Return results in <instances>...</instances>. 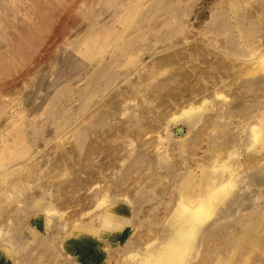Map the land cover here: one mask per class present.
<instances>
[{
  "label": "rangeland",
  "instance_id": "obj_1",
  "mask_svg": "<svg viewBox=\"0 0 264 264\" xmlns=\"http://www.w3.org/2000/svg\"><path fill=\"white\" fill-rule=\"evenodd\" d=\"M261 3L264 0L76 3L72 9L81 23L70 39L62 43L59 35L64 23L73 27L65 16L47 40L46 100L41 99L42 77L36 66L32 109L16 110L14 125L5 126L8 114L0 120V260L85 264L99 249V263L135 264L134 255L125 252L131 237L141 243L137 250L142 254L148 245L159 243L169 229L170 215L182 208L172 210L175 199L191 204L212 167L244 170L247 154L260 152L264 137L260 129L253 134L256 129L248 122L259 118L264 125L257 115L264 113V91L258 93L257 106L249 96V107L257 115L253 119L245 118L242 105L228 110L224 104L230 99L206 95L207 105L191 124V116L180 115L203 96L191 95L200 85L194 75H213L212 67L222 55L198 56L193 63L184 59L188 53L213 51V46L234 60L264 56ZM171 57L177 61L170 63ZM258 70L248 77H264V70ZM23 94L17 96L22 99ZM221 131L234 136L235 144L215 154L214 147L224 144ZM250 141L257 145L248 148ZM224 151L233 154L225 156ZM105 194L111 202L125 195L130 218L116 220L118 224L104 233L80 232L82 237L72 238L74 224L84 227L107 209L111 202L89 203ZM74 196L87 203L83 206ZM202 220L203 232L191 239L184 264H264V163L261 169L246 171L228 189L224 206L212 216L205 213ZM81 253L86 259L79 260Z\"/></svg>",
  "mask_w": 264,
  "mask_h": 264
},
{
  "label": "bare ground",
  "instance_id": "obj_2",
  "mask_svg": "<svg viewBox=\"0 0 264 264\" xmlns=\"http://www.w3.org/2000/svg\"><path fill=\"white\" fill-rule=\"evenodd\" d=\"M88 1L90 0H0V120L4 114L6 115L8 114V117L5 120L6 121L5 126L14 125L17 123L18 118H17L16 110H18L19 108L22 107V109L25 110V112L27 113L29 112L30 109H32L33 104H34L33 83H34V80H35L34 77L36 74L34 70L36 66L38 68L37 69L38 74L41 75L42 77L41 99L44 101L46 100L47 85L45 81V77H46L45 72L47 70V63H46L47 40L49 37L51 38L52 36H55L54 33H52L53 30L60 23L61 18L66 16V21L72 24L73 27L72 26L69 27L67 23H64L63 27L61 28V33L59 35H61L62 43L68 41L72 33L77 30V27L81 23L79 17L76 14H74L75 11H73L72 8L76 5V3L80 4L81 6L82 4ZM259 4L260 3H258V5ZM263 5L261 3V6ZM261 11L264 12V8ZM59 46L60 45H57V48ZM212 48H213V51L206 50V52H200V53L192 52V53H188L187 55L185 54L186 57H188V60H185L186 58L184 57L185 58L184 61L187 63H190V62L193 63L194 61L199 60L200 56L207 57V55H212V54L222 55V60L221 62H218L216 59L215 62L218 65L212 67L213 69L211 73L213 75L211 76L207 75L206 71H203V73H201L202 75L200 76L194 75L195 78L198 80V82H200V85L198 87L196 86V88L191 93V95L194 97H198L200 94H202L203 96L200 97L199 100H201V98L203 99L201 101L198 100L199 101L198 102L197 101L198 98H197L195 99V101H193L194 103H191V104L189 103L187 107L183 108L184 112H182L180 116H183V117L191 116V117H188L190 118L189 123L194 124L200 115L199 114L200 111H202L203 108L208 103L207 102L208 96L207 98H204V96L206 97V95H211L209 97H213V98L223 97L225 99H230L229 101L226 100V104H224L228 108V110L233 106L237 107L239 105H242L243 109H245L246 119H253L254 117H257V115L258 116L260 115L259 117L261 118V122L262 121L264 122V113L261 114V112H259L256 115V113L252 111L253 109H251V107H249V104H248V102L252 101V103L257 102L253 106L259 105L258 93L260 90L264 91V77H261V78L259 77L253 78L252 76L248 77L249 74L250 75L255 74V71L253 70L256 67L258 68V66H259L258 71L261 72V69L264 70V56L261 55L262 57L260 56L258 59L257 58L253 59V60L257 59V61L255 62L252 59H249L247 63L246 61H242L239 58L234 60L233 57H231V55H226L227 53H223L221 51L216 52L215 46H213ZM257 50L254 49L253 52L251 53L254 54L255 52H257ZM224 55H226V57H224ZM175 60L177 61L175 57H171L169 62L174 63ZM237 61H239L238 62L239 66L236 67ZM255 64H257L256 67H255ZM177 70H175L174 73H177ZM188 72L186 73L187 77L189 76ZM205 74L207 76H205ZM241 76H245V78L240 79ZM198 82H197V85H198ZM19 84H22V88L20 89V91L18 89ZM184 84L182 85V90L184 89L183 88ZM209 91H211V93ZM19 93L20 94L24 93L22 99H20L19 96H17L19 95ZM231 94H233L234 97H231L232 96ZM249 96L252 97L251 101L249 99ZM185 99L186 98H184V100ZM191 99L189 98V100ZM196 102L198 103L195 104ZM175 104L179 105L180 103L176 101ZM213 105L217 107L218 103L216 105L215 104ZM258 119L259 118H257V121H251V120L248 121L251 130L256 129L255 132H253V134L258 132L257 129H260L261 133L264 132V125H261ZM23 121L24 119H22V122ZM1 127L2 125L0 122V129ZM224 128H226V125L221 127V130ZM220 136H221V139L224 140L223 141L224 144H223V147L221 146L217 148L214 147L216 152L214 151L213 152L215 154L218 153V151L221 152L223 149L233 147V144H235V141L233 139L234 136L229 135L228 132H225V133L222 132ZM250 142L251 143L248 144V148H250L251 146L254 147L257 145L256 141H250ZM261 142L262 143L259 144L260 149H257V150H260V152L256 154L255 153L247 154L248 156H246L247 158H245V162H244V166H245L244 170L242 171L231 170V167H232L231 165L230 166L221 165L219 167L214 166L212 167V169H214L212 172L205 174L202 180V183H201V185L203 186H201L202 188L199 190L197 198L190 200L191 204L184 203V201L179 198L175 199L176 202L174 201L172 210L174 209V207H182V208H180V210L170 215L168 222H167L169 223V229L165 233L163 239L159 243H152L151 245H148V247L146 248L147 252L145 254H142V252L140 253L138 251L139 248H141V243L136 238L134 239V237H131V241H128L126 245V249L128 250L127 251L124 250V251L127 253L129 252L128 254L132 253L134 255L135 264H184V260L186 256L192 250L191 239H194L199 235L203 227V224L205 223L202 220L205 213L210 212L212 216L215 210L220 205L224 206V202L227 196L228 189L236 185L240 181V179L243 177V174L246 171L252 170V169L263 168L264 153L262 152H264V137L261 138ZM260 153L262 154L260 155ZM222 154H224L225 156L229 155V157H231L233 153L225 154V151H224ZM85 155H87V153H85ZM110 156H112V154ZM62 157L63 155L61 156V158ZM206 157L208 158V156ZM116 158H118V156ZM78 165H79V168L81 169L80 163H78ZM63 166L65 170H67L66 169L67 164H64ZM68 175L69 177H71L70 175L72 174H68ZM157 192L159 191L157 190ZM125 195L122 197V199L120 197V202L116 201L115 199L111 202L107 194L102 195L98 201H95V199H93L92 201H89L90 204L93 203V205L95 206L99 204H108L109 202L111 203L107 205V209H105V211L97 214L95 218H93V220H90L89 223L87 224L85 223L86 225L84 227L77 228L78 226L74 224L73 229L75 228L74 229L75 231L72 233V238L77 240L78 238L82 237L83 234L84 236H87L90 233L95 234L93 232H96L97 234L99 232L104 233L106 232V230L108 229L110 225L117 223L116 220H121L123 222L127 221V219L130 218L131 216L132 210L128 205L123 203L124 200L127 198ZM76 201L77 202L82 201L83 206L87 203L86 200H85L86 202L84 203L83 199H79V198L76 199ZM77 205H79V203H77ZM116 216H117V219H116ZM80 232H83L82 236L79 234ZM78 245L79 244L77 243L76 248L80 249L81 247H78ZM143 246L144 245H142V247ZM127 253H126V256L128 255ZM102 255L103 254L100 252V250L96 249V254L94 255L90 264H97L101 262ZM86 256L87 255L85 253H81L79 260L86 259ZM107 263L108 262L105 261V263L103 264H107Z\"/></svg>",
  "mask_w": 264,
  "mask_h": 264
},
{
  "label": "crops",
  "instance_id": "obj_3",
  "mask_svg": "<svg viewBox=\"0 0 264 264\" xmlns=\"http://www.w3.org/2000/svg\"><path fill=\"white\" fill-rule=\"evenodd\" d=\"M74 254H78L77 250L74 249L73 250ZM96 254V251L91 253V255H89V257L87 258V261H85V264H90V262L92 261L94 255ZM5 260H3V258L0 260V264H4ZM97 264H102V263H97Z\"/></svg>",
  "mask_w": 264,
  "mask_h": 264
}]
</instances>
